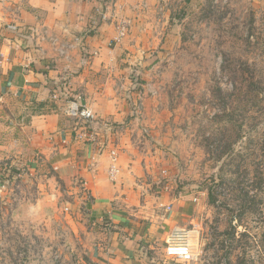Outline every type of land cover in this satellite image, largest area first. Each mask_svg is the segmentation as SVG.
<instances>
[{
  "label": "rangeland",
  "instance_id": "rangeland-1",
  "mask_svg": "<svg viewBox=\"0 0 264 264\" xmlns=\"http://www.w3.org/2000/svg\"><path fill=\"white\" fill-rule=\"evenodd\" d=\"M125 22L120 103L142 114L131 140L152 158L157 192L186 201L179 218L161 216L162 230L130 264H264V0L143 13L132 33ZM43 181L10 183L0 204V264H94L82 191L58 180L48 195ZM180 233L192 260L166 254Z\"/></svg>",
  "mask_w": 264,
  "mask_h": 264
},
{
  "label": "crops",
  "instance_id": "crops-1",
  "mask_svg": "<svg viewBox=\"0 0 264 264\" xmlns=\"http://www.w3.org/2000/svg\"><path fill=\"white\" fill-rule=\"evenodd\" d=\"M108 1L0 0V204L15 179H43L48 195L63 181L82 191L94 264H130L161 216L174 221L186 201L157 192L152 158L131 140L142 114L120 103L115 15L132 33L143 13H185L205 0H111L115 15L104 20ZM83 107L92 119L76 114Z\"/></svg>",
  "mask_w": 264,
  "mask_h": 264
},
{
  "label": "built area",
  "instance_id": "built-area-1",
  "mask_svg": "<svg viewBox=\"0 0 264 264\" xmlns=\"http://www.w3.org/2000/svg\"><path fill=\"white\" fill-rule=\"evenodd\" d=\"M111 1V0H110ZM111 8V2H109L105 8L104 11H102V17L103 19H110V13H108V9ZM116 29H117V35L115 37V41L119 42L121 38H123L124 36H126V33L128 31V26L126 24L125 21L120 20L119 22H116ZM79 114L81 117L85 118V119H92L94 117L92 111L90 110V108L88 107H83L81 109H76V114ZM112 154H115V152L113 151ZM175 234V232L173 233ZM180 235L181 237H178L177 240L172 241L166 249V254L169 256H173L175 258H179V259H183V260H192L194 259V255H193V251L191 248V245L189 242H187L184 238L185 235L184 234H177ZM173 236H176L173 235ZM183 241V242H181Z\"/></svg>",
  "mask_w": 264,
  "mask_h": 264
},
{
  "label": "trees",
  "instance_id": "trees-1",
  "mask_svg": "<svg viewBox=\"0 0 264 264\" xmlns=\"http://www.w3.org/2000/svg\"><path fill=\"white\" fill-rule=\"evenodd\" d=\"M209 197H210V200H213L214 199L211 192L209 193Z\"/></svg>",
  "mask_w": 264,
  "mask_h": 264
}]
</instances>
